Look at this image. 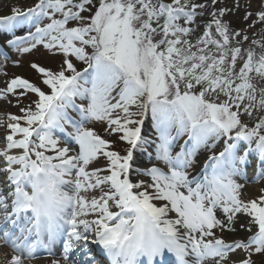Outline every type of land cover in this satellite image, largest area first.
<instances>
[{
	"label": "snow or ice",
	"instance_id": "obj_1",
	"mask_svg": "<svg viewBox=\"0 0 264 264\" xmlns=\"http://www.w3.org/2000/svg\"><path fill=\"white\" fill-rule=\"evenodd\" d=\"M205 7L192 0H38L0 16V33L11 35L6 45L18 54L39 45L62 54L55 71L31 64L50 93L19 76L0 90V99L17 90L38 98L22 116L8 117L0 151V240L14 251L12 264L42 257L50 264H264V195H250L244 182L249 174L264 180V119L250 126L242 118L254 106L264 109V87L257 103L250 75L264 80V42L243 49L248 36L218 18L229 11L222 8L193 44L186 37L200 27L195 17ZM255 15L247 27L264 25V11ZM21 24L29 30L16 35ZM96 122L116 140L89 127ZM201 152L211 154L197 161ZM52 170L71 195L54 216H41L28 192ZM144 178L150 182H137ZM94 189L98 198L87 196ZM145 236L155 241L150 251L116 250Z\"/></svg>",
	"mask_w": 264,
	"mask_h": 264
},
{
	"label": "rangeland",
	"instance_id": "obj_2",
	"mask_svg": "<svg viewBox=\"0 0 264 264\" xmlns=\"http://www.w3.org/2000/svg\"><path fill=\"white\" fill-rule=\"evenodd\" d=\"M19 1L25 2L29 0H25V1L24 0H0V16L9 15L11 13V7L13 4H16V6H22L21 4H24ZM167 1L172 2V0H167ZM192 1H194L193 3H197L195 2V0H192ZM196 1L205 4L206 7H205V10L203 11L202 16L198 14L195 17V23L199 24L200 27L194 32V34L190 35L189 37H186L193 44H195L197 41V38L202 35L204 31L205 23H210L212 21L213 11H217L218 13V10L222 8L227 9L229 11H226L224 16L218 17V18H220L222 22L230 24V28L232 30H240L242 31L241 32L242 35L248 36L249 41L244 42L242 44L243 49L253 47L254 50H257L258 46H253L251 44V41L253 39H261L262 42H264V25H261L260 23H255L254 27H251V28L247 27V23H252L253 21L257 20V16L255 15L256 13L264 11V0H217L219 2L216 6H212V4L210 3L211 0H196ZM153 2H155V0H153ZM30 4L31 3H26L23 7L26 8ZM237 4L239 5V8H237ZM94 11H95V8H93L91 12H88V11L84 12L83 15L89 16L93 14ZM200 12H201V9L197 11V13H200ZM246 12L253 14L248 22H245L243 20V17ZM69 26H73V25H69ZM212 31L214 32V28L212 29ZM244 31L246 33H243ZM232 46H235L234 40L232 41ZM212 51L215 53L214 48L212 49ZM59 55L60 54L58 52L53 54V53H49L45 49H40L36 51V53H33L21 59V62L18 64L17 67L4 68L3 73H5L6 71V73H8L9 74L8 76L10 77L21 75L22 78L27 79L29 82L40 86V85H43L42 79L41 77L30 75V68H31L30 64L32 62H36L42 66L47 67L49 70L55 71V70H58V67L61 63L60 61L58 65H54V64H57V59L60 58ZM229 63H230V58H229ZM241 66H242V61H239V58H238V63L235 65V67L240 68ZM250 75L252 76L251 83L256 85V89H257L256 94H261L260 89L264 87V80L257 77L255 73H252ZM43 87L47 89L46 86H43ZM196 87L197 89H199L200 86H196ZM19 93L20 91H16V93H13V94H5L4 98L0 99V112L9 111L10 113H12V111H16V115L18 117L22 116L23 113H21L20 109L28 106L30 102L34 100H31L30 95L26 94L25 96H20ZM255 108L257 109L259 107L255 106ZM21 121H20L21 125H25L24 122H21ZM101 125L102 124L100 123V126ZM95 126H99L97 122L95 125L92 124L93 129L96 131L98 128H95Z\"/></svg>",
	"mask_w": 264,
	"mask_h": 264
},
{
	"label": "clouds",
	"instance_id": "obj_3",
	"mask_svg": "<svg viewBox=\"0 0 264 264\" xmlns=\"http://www.w3.org/2000/svg\"><path fill=\"white\" fill-rule=\"evenodd\" d=\"M30 187L29 203L34 213H39L41 216H54L57 207L71 195L59 183L58 172L55 170L39 174L33 179ZM154 243L151 237L145 236L143 239L130 240L115 247L117 251L123 248L126 252H146L151 250Z\"/></svg>",
	"mask_w": 264,
	"mask_h": 264
},
{
	"label": "bare ground",
	"instance_id": "obj_4",
	"mask_svg": "<svg viewBox=\"0 0 264 264\" xmlns=\"http://www.w3.org/2000/svg\"><path fill=\"white\" fill-rule=\"evenodd\" d=\"M247 192H248L250 195H252V196H256V193L253 192V191H251V190H247Z\"/></svg>",
	"mask_w": 264,
	"mask_h": 264
}]
</instances>
